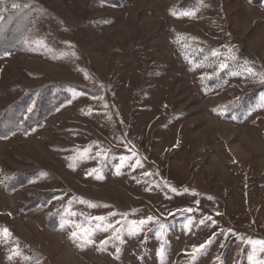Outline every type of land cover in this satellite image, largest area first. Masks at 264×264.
I'll use <instances>...</instances> for the list:
<instances>
[{"label": "rangeland", "instance_id": "obj_1", "mask_svg": "<svg viewBox=\"0 0 264 264\" xmlns=\"http://www.w3.org/2000/svg\"><path fill=\"white\" fill-rule=\"evenodd\" d=\"M25 1L22 46L0 53V117L46 85L68 98L0 136V264H252L264 0H0V24Z\"/></svg>", "mask_w": 264, "mask_h": 264}, {"label": "trees", "instance_id": "obj_2", "mask_svg": "<svg viewBox=\"0 0 264 264\" xmlns=\"http://www.w3.org/2000/svg\"><path fill=\"white\" fill-rule=\"evenodd\" d=\"M25 5H27V7H25ZM20 6L21 9L18 10L17 15L9 17L5 14L2 20L3 22L0 24V53L15 52L22 46L23 38L30 21L29 16L32 7L36 8L37 5L34 3L29 4L25 1L24 4ZM18 18L21 21H19ZM55 89H57V87L54 85H46L31 90L18 102L8 106L0 117V136H7L20 129L26 131L33 128L34 125L39 124L43 116L58 107L63 100L68 98V95L64 94L62 89ZM32 101H34L33 110L28 112L29 103ZM19 175L13 183L25 182V176L23 175V178H20ZM54 195H56V193L41 196L27 205V207L33 208L37 205H45ZM50 223L52 225L51 220Z\"/></svg>", "mask_w": 264, "mask_h": 264}, {"label": "snow or ice", "instance_id": "obj_3", "mask_svg": "<svg viewBox=\"0 0 264 264\" xmlns=\"http://www.w3.org/2000/svg\"><path fill=\"white\" fill-rule=\"evenodd\" d=\"M11 7L15 9V8L20 7V5L18 3H13L11 5ZM25 7H27V5H25ZM187 14L188 13H186V15ZM6 55H7V53H6ZM246 71L249 72L250 74H253L251 68H247ZM137 164H139V161H137ZM121 166H123V158H122ZM173 191H175V189H173ZM183 211H191V209H184ZM94 219L98 220V221H103L105 218L104 217H94ZM152 219H153L152 217H148V221H150ZM148 221L141 220L139 222H133V231L139 230V227L146 224ZM202 223H203V221H202ZM97 227H99V225H97ZM161 227H163V226H161ZM2 231H3V234L5 237L10 236V233L8 232L7 229H3ZM84 231L86 232L87 230L85 229ZM73 235L75 236L76 233H73ZM85 238H87V237H85ZM88 242L91 243L90 240ZM102 243H103V241H102ZM248 243L251 244L253 247V254L249 256V260L252 262V264H264V260H257L255 258V254L257 251L260 253H264V240H252V241H248ZM203 247H204V245H200L199 248L193 249V253H192L193 258H195V254L197 252H199Z\"/></svg>", "mask_w": 264, "mask_h": 264}]
</instances>
